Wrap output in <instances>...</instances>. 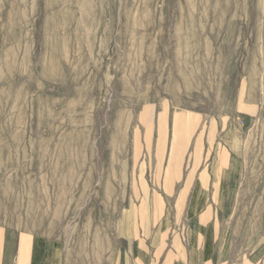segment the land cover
Wrapping results in <instances>:
<instances>
[{
	"label": "rangeland",
	"instance_id": "obj_1",
	"mask_svg": "<svg viewBox=\"0 0 264 264\" xmlns=\"http://www.w3.org/2000/svg\"><path fill=\"white\" fill-rule=\"evenodd\" d=\"M201 167L217 244L264 264V0H0L1 223L110 264Z\"/></svg>",
	"mask_w": 264,
	"mask_h": 264
},
{
	"label": "crops",
	"instance_id": "obj_2",
	"mask_svg": "<svg viewBox=\"0 0 264 264\" xmlns=\"http://www.w3.org/2000/svg\"><path fill=\"white\" fill-rule=\"evenodd\" d=\"M214 172L200 168L181 220L168 215L166 201L129 203L122 215L124 243L110 264H247L225 256L217 244L208 194ZM62 249L61 239L0 222V264H64Z\"/></svg>",
	"mask_w": 264,
	"mask_h": 264
}]
</instances>
